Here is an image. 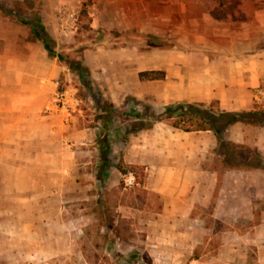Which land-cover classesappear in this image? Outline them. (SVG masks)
Returning <instances> with one entry per match:
<instances>
[{"label":"rangeland","instance_id":"1","mask_svg":"<svg viewBox=\"0 0 264 264\" xmlns=\"http://www.w3.org/2000/svg\"><path fill=\"white\" fill-rule=\"evenodd\" d=\"M256 1L260 3L258 13L264 15V0ZM90 5L0 0V76L7 82L23 84L33 78L37 82L35 97L30 100L37 120L31 147L36 157L34 171L20 172L14 170L18 165L3 164L1 159L9 156V148L0 147V264H264V199L253 215L230 208L213 212L212 203H197L190 212L183 203L165 211L160 196L146 188L144 180L129 183L128 175L118 171L117 166L126 163L131 134L147 128L154 118L169 124L168 106L158 111L135 98L127 105L114 106L107 98L109 85L99 82L97 70L96 83L92 80L84 64L85 50L98 43L108 49L116 40L114 31L92 26ZM149 6L150 29L157 20L152 10L156 5ZM172 6L166 4V10L175 34L149 35L150 48L168 49L174 43L182 56H188L191 44L225 45L233 41L232 34L251 31L255 25L208 18L200 0L182 1L179 11H172ZM61 7L79 10L67 31ZM36 21L64 59L47 54L30 29V23ZM131 22L133 29L121 45H140L146 39L140 32L147 23L144 15L137 14ZM259 25L264 49V17ZM70 60L80 62L84 82L78 70L70 67ZM8 86L5 106H20L21 99H7ZM63 98L68 104L45 117L44 106L51 102L60 107ZM262 111V104H256L253 112L241 116L242 121L262 126ZM105 138L111 164L103 170L96 144L100 146ZM219 150L230 165L248 168L245 161H257L255 150L245 144L219 145ZM220 167H224L222 161ZM20 186H30L36 195H23ZM45 191L49 193L44 195ZM34 205L42 209L35 213L37 226L29 228L33 212L27 209ZM19 220L27 227H20Z\"/></svg>","mask_w":264,"mask_h":264},{"label":"crops","instance_id":"2","mask_svg":"<svg viewBox=\"0 0 264 264\" xmlns=\"http://www.w3.org/2000/svg\"><path fill=\"white\" fill-rule=\"evenodd\" d=\"M182 1L53 0L54 3L82 5L90 2L92 26H105L114 31V45L106 49L104 44L98 43L84 52V64L92 80L96 83L97 70L99 82L109 85L107 98L114 106L127 105L128 100L135 98L158 111L181 103L202 105L213 113L246 112L254 110L256 104H262L264 108V49L260 46L259 25L264 15L258 13L260 8L250 20L230 21L255 25L251 31L243 29L232 34L233 41L225 45L194 43L188 56H182L174 43L168 49L159 45L150 48L149 35L175 34L166 4L173 5L172 11H179ZM150 4L156 5L152 10L157 23L149 29ZM59 12L61 15V10ZM137 14L141 18L144 15L147 22L140 29L141 37H146L144 43L121 45L126 33L133 29L131 21L136 20ZM207 14L208 18H213ZM209 52L216 54L209 55ZM149 71L163 72V77L142 80L140 73ZM36 83V78L22 84L19 80L7 82L0 76V147L12 149V154L8 149L9 156L1 160L3 164L18 165L14 170L20 172L34 171L36 164V157L31 154L36 136V110L30 106ZM7 84H11L7 99H21L20 106H5ZM58 111L52 108L45 117ZM154 119L147 128H137L131 134L125 162L144 167L146 188L160 196L165 211L174 210V206L183 203L184 209L190 212L197 203H212L213 212L230 208L253 215L258 202L264 199V168L221 169L223 156L212 130L183 131L161 119ZM49 130L52 132L53 129L49 127ZM250 133L252 137H247ZM223 137L236 145L253 148L264 159V125L254 127L242 120L236 121L226 127ZM96 145L99 150V144ZM22 149L26 153L21 154ZM19 190L23 195H36L30 186H20ZM170 204L172 209L168 208ZM41 209L42 206L36 205L28 207L27 210L33 212L28 220L29 228L37 226L35 213ZM261 213L264 221V212ZM19 222L20 227H27L21 220ZM39 222L38 225L42 221Z\"/></svg>","mask_w":264,"mask_h":264},{"label":"trees","instance_id":"3","mask_svg":"<svg viewBox=\"0 0 264 264\" xmlns=\"http://www.w3.org/2000/svg\"><path fill=\"white\" fill-rule=\"evenodd\" d=\"M205 6L207 12L216 20L221 22L230 21H247L252 18L255 11L260 8V3L256 0H200ZM30 29L33 35L38 38L44 45V48L49 56L64 59V55L57 53L50 44L51 37L45 32L44 28L38 21L30 23ZM70 67L78 70L80 79L84 82V75L82 73L81 64L79 61H69ZM140 77L145 79H156L163 77V72L149 71L140 73ZM253 110L247 111L251 113ZM264 112V111H262ZM167 118L170 120L169 125L183 130V131H196V130H212L217 138L220 147L227 144L234 143L224 139L223 131L226 127L236 121L242 120L241 116L246 112H221L213 113L211 110L202 107L198 104L181 103L169 106L165 109ZM160 120L159 118H156ZM100 151L102 154L101 169L105 170L110 167L108 140L100 142ZM220 151L223 159L224 168L239 167L238 164H227L224 151ZM256 163L245 161L248 168H264V159L256 151H254ZM118 171L122 175L131 173L134 177L135 183H140L145 178L144 167L136 164H120L117 166Z\"/></svg>","mask_w":264,"mask_h":264},{"label":"built area","instance_id":"4","mask_svg":"<svg viewBox=\"0 0 264 264\" xmlns=\"http://www.w3.org/2000/svg\"><path fill=\"white\" fill-rule=\"evenodd\" d=\"M61 14H62V23H63V29L64 30H70L73 23L75 22L79 10L77 8H65V7H61ZM65 104H68V100L67 98H63L61 101V106L59 107V105L57 103H51L48 102L45 106H44V112L48 113L49 111L52 110V108H55L56 110L60 109L61 107L65 106ZM128 175V182L131 183L132 181H134V177L131 173L127 174Z\"/></svg>","mask_w":264,"mask_h":264}]
</instances>
